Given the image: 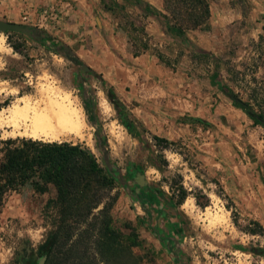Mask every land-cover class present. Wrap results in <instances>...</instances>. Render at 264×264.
I'll list each match as a JSON object with an SVG mask.
<instances>
[{"label": "rangeland", "instance_id": "1", "mask_svg": "<svg viewBox=\"0 0 264 264\" xmlns=\"http://www.w3.org/2000/svg\"><path fill=\"white\" fill-rule=\"evenodd\" d=\"M140 2L164 13L156 0H0V20L44 31L53 40L42 44L68 46L92 70L84 72L31 36L0 32L1 139L28 138L5 122L20 99L53 93L70 97L86 124L81 136L57 141L94 151L96 127L83 109L84 94L109 158L93 153L102 167L119 173L113 225L137 236L133 251L141 264H264V233L241 231L253 221L264 229V126L232 103L239 100L264 118V0H207L209 30L190 32L179 45ZM131 26L143 27L149 38L151 49L138 57L127 43ZM155 49L176 62L160 63ZM100 78L122 104L132 135ZM153 137L172 145L162 151ZM179 184L188 195L168 206L169 186ZM53 196L52 189L39 195L29 185L8 195L0 216V264H39L38 246L48 230L42 209ZM160 208L168 209L170 222Z\"/></svg>", "mask_w": 264, "mask_h": 264}, {"label": "trees", "instance_id": "2", "mask_svg": "<svg viewBox=\"0 0 264 264\" xmlns=\"http://www.w3.org/2000/svg\"><path fill=\"white\" fill-rule=\"evenodd\" d=\"M140 3L144 7V14L160 20L161 29L171 35L178 45L187 40L188 33L210 28L207 0H162L164 13L146 2ZM131 28L133 29L130 31L126 30L127 43L131 55L138 57L151 49L149 38L143 27ZM35 30L38 43L42 44L43 38L53 40L44 31ZM42 45L55 54H59L60 50L71 53L63 57L76 66L84 65L64 44H56L55 47ZM12 48L18 51L17 47ZM154 51V56L160 63L172 66L176 62L160 51ZM100 82L103 83L108 101L121 117L122 126L132 135L134 126L125 116H121L123 106L112 87L101 78ZM81 96L88 121L96 127L94 150L104 160H108L107 140L96 123L92 101L84 94ZM232 103L256 124L264 126V118L250 112L247 104L234 98ZM196 122L208 125L201 119H196ZM153 140L154 145L162 151L168 150L172 145L163 138L153 137ZM140 177L138 175V180ZM117 179L119 173L115 168L102 167L93 151L80 143L25 137L1 139L0 136V216L8 195L26 185L39 195L47 194L51 189L54 191L53 198L47 199L42 209V217L48 230L37 251L44 257L43 264H141L133 251L140 246L137 236L133 232L124 235L113 225L111 213L118 199V192L115 190ZM169 189L172 201L167 205H181L188 195L185 188L179 184L177 187L169 186ZM136 198L140 201L139 196ZM195 199L199 204L196 196ZM147 202L154 207L158 203L151 200ZM200 206L205 207L206 204ZM157 212L171 221L168 209L160 208ZM146 213L149 217L148 212ZM251 225L252 228H241V231L249 235H263L264 229L259 223L253 221ZM151 230L160 241L156 230ZM252 253L259 254L261 250H252Z\"/></svg>", "mask_w": 264, "mask_h": 264}, {"label": "bare ground", "instance_id": "3", "mask_svg": "<svg viewBox=\"0 0 264 264\" xmlns=\"http://www.w3.org/2000/svg\"><path fill=\"white\" fill-rule=\"evenodd\" d=\"M32 99H20V105L14 104L8 111L5 122L14 133L50 141L83 134V115L70 97L47 93L38 100Z\"/></svg>", "mask_w": 264, "mask_h": 264}, {"label": "water", "instance_id": "4", "mask_svg": "<svg viewBox=\"0 0 264 264\" xmlns=\"http://www.w3.org/2000/svg\"><path fill=\"white\" fill-rule=\"evenodd\" d=\"M0 32L1 33L16 32V33H20V34H23L26 36H31V37L36 39V30L34 28H29V27H26L22 24H17V23H13V22H6V21L0 20ZM59 53L64 57H67L68 55L71 54V53H66L64 50H60ZM81 69L84 72H90V69L85 65L81 66ZM138 182L141 185L143 184L142 176L140 177ZM43 262H44V257L41 258L39 264H43Z\"/></svg>", "mask_w": 264, "mask_h": 264}, {"label": "crops", "instance_id": "5", "mask_svg": "<svg viewBox=\"0 0 264 264\" xmlns=\"http://www.w3.org/2000/svg\"><path fill=\"white\" fill-rule=\"evenodd\" d=\"M79 2L85 1V0H78ZM156 6L159 8V6H162V0H156Z\"/></svg>", "mask_w": 264, "mask_h": 264}]
</instances>
